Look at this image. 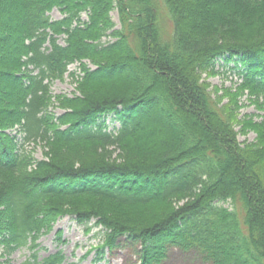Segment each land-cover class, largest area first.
I'll return each instance as SVG.
<instances>
[{
    "label": "trees",
    "instance_id": "16d2710c",
    "mask_svg": "<svg viewBox=\"0 0 264 264\" xmlns=\"http://www.w3.org/2000/svg\"><path fill=\"white\" fill-rule=\"evenodd\" d=\"M56 8L65 17L52 21ZM163 11L173 26L167 39ZM109 32L117 41L105 45ZM0 56V88L12 93H0V176L10 179L0 188L4 253L36 249L58 218L72 216L107 230L102 250L123 237L136 244L139 264H161L169 248L212 264H264V124L257 141L240 143L202 78L219 58H236L241 88L264 97V0H0ZM77 59L96 69L84 65L80 96L61 101L70 111L59 129L46 113V82ZM109 115L117 132L107 130ZM16 126L24 141L42 139L56 152L18 178L9 171L32 163L8 134ZM110 148L119 157L109 158ZM64 260L35 253L24 264Z\"/></svg>",
    "mask_w": 264,
    "mask_h": 264
},
{
    "label": "rangeland",
    "instance_id": "374dc122",
    "mask_svg": "<svg viewBox=\"0 0 264 264\" xmlns=\"http://www.w3.org/2000/svg\"><path fill=\"white\" fill-rule=\"evenodd\" d=\"M4 1V0H3ZM52 21L62 20L65 15L63 12L56 8L50 13ZM81 20L83 22L89 21V14L82 12ZM111 22L115 26L113 30L121 29V22L118 9L110 12ZM163 22L161 23L162 36L166 39L168 34L173 31V26L170 18L163 11ZM112 30V31H113ZM112 32L107 33L102 38L103 44L114 43L117 40L111 36ZM68 36L62 34L58 38V44L66 47L68 46ZM0 59H3L0 56ZM118 61H122L117 59ZM115 61H112L113 63ZM86 65L91 70H95L96 66L90 60L77 59L69 63L67 71L62 77L49 79L48 88L51 102L46 109V113L53 117V125L59 127L57 118L67 112L69 109L63 105L61 101L73 100L80 96L81 82L85 74L83 73V66ZM243 69L242 63L239 59H230L229 56L219 58L215 63L213 74H204L202 78L209 86L208 89L212 94L213 100L219 103V107L231 116L232 125L237 132V137L240 143H253L258 139V133L255 129L264 124V97L251 95L248 90L241 88L242 78L239 72ZM38 71H34L36 75ZM19 74V73H18ZM33 74V73H32ZM12 83V82H11ZM15 85L14 83H12ZM5 89L8 91L4 92ZM2 95L12 94L11 88H0ZM5 96V97H6ZM14 99V96H13ZM6 108H11L6 105ZM156 114V113H155ZM157 115H155L156 117ZM154 117V119H155ZM158 118V116L156 117ZM103 121L107 125L109 132H117L120 128V122L115 119L114 115L106 116ZM63 125L60 126L61 129ZM65 128V127H63ZM22 128L16 126L14 129L8 131L11 137L16 139L18 149L22 150L26 157L30 159L32 167L20 170L18 173H11L14 177L18 178L24 174H31L35 168L34 162L47 160L52 155H55V150L50 149L48 142L42 139L26 142L24 141V134ZM109 150V151H108ZM107 150V153L115 159L119 157V152L114 148ZM71 147H66L62 152H67L66 156L71 155ZM74 151V150H73ZM72 151V152H73ZM103 154V153H102ZM25 157V158H26ZM10 168H8L9 170ZM7 174L0 176V188L2 182H9L10 179H5ZM11 178V176H10ZM87 205H92L98 209V203L88 202ZM221 206L232 208L231 202L221 203ZM114 208V207H112ZM103 210V209H102ZM121 210V209H119ZM8 216L0 218L2 225H7ZM107 230L102 226L96 224V220H91L87 223H80L75 217L65 216L60 217L54 224V228L50 233L44 234L39 240L38 260L42 261L44 258L58 252H62L65 256L63 264H139V259L136 255L137 245L128 241L125 237L117 240V245L113 250L106 248L102 250L105 245ZM61 236V238H59ZM36 250V251H37ZM34 250L28 247L17 250L8 255L3 252L2 246L0 247V264H24L31 260ZM161 264H212L205 261L201 255L196 251L184 252L178 248H169L167 258Z\"/></svg>",
    "mask_w": 264,
    "mask_h": 264
}]
</instances>
